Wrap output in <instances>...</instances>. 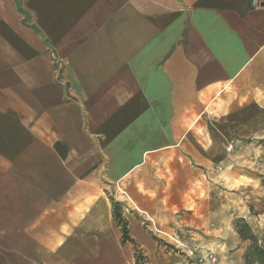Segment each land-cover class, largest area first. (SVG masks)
<instances>
[{"label": "crops", "instance_id": "obj_1", "mask_svg": "<svg viewBox=\"0 0 264 264\" xmlns=\"http://www.w3.org/2000/svg\"><path fill=\"white\" fill-rule=\"evenodd\" d=\"M250 2L0 0V264H110L91 255L110 223L100 177L155 168L134 200L199 215L204 110L264 105Z\"/></svg>", "mask_w": 264, "mask_h": 264}, {"label": "rangeland", "instance_id": "obj_2", "mask_svg": "<svg viewBox=\"0 0 264 264\" xmlns=\"http://www.w3.org/2000/svg\"><path fill=\"white\" fill-rule=\"evenodd\" d=\"M234 95L230 94L226 106L212 104L204 110L206 147L198 154V162L190 159L191 166L198 168L200 178L196 170H191L188 177L191 185L186 190L199 201V215L192 220L191 201L188 208L172 210L168 202L160 206L156 201L134 200L141 188L140 181L148 182L155 176V168L139 170L122 180L121 185L108 184L100 177L101 183L94 186L100 200L94 202V208L106 214L102 204L109 203L110 223L107 231L95 234L98 242L104 241L103 246L92 250L95 261L258 264L255 257L249 263L245 261L243 256L249 242H243L235 228L242 226L237 221L247 222L259 246L264 247V105L232 104L238 100ZM146 188L150 184L146 183ZM113 203L118 204L121 219L134 243L121 242L122 226L114 221ZM194 220L200 222L194 224Z\"/></svg>", "mask_w": 264, "mask_h": 264}, {"label": "trees", "instance_id": "obj_3", "mask_svg": "<svg viewBox=\"0 0 264 264\" xmlns=\"http://www.w3.org/2000/svg\"><path fill=\"white\" fill-rule=\"evenodd\" d=\"M112 214H113V218L114 221L118 224V226H122L121 228V242L125 243L126 241H131L132 243L133 240L129 238L128 235V230L126 228L125 222L121 219V214L118 211V204L117 203H113L112 204ZM241 223L242 226H238L236 225V233L238 234L239 238L245 242L248 241L249 242V246L246 249V252L244 254V259L245 261H247V263H249L253 257H255V261L256 263L260 264L264 261V247L259 246L258 244V238L256 235H254L251 231L250 226L248 225L247 222L243 221V220H239L237 221V224ZM138 256L135 255V261L136 263H138Z\"/></svg>", "mask_w": 264, "mask_h": 264}, {"label": "built area", "instance_id": "obj_4", "mask_svg": "<svg viewBox=\"0 0 264 264\" xmlns=\"http://www.w3.org/2000/svg\"><path fill=\"white\" fill-rule=\"evenodd\" d=\"M260 2H264V0H251L250 3L254 7V6H258Z\"/></svg>", "mask_w": 264, "mask_h": 264}]
</instances>
